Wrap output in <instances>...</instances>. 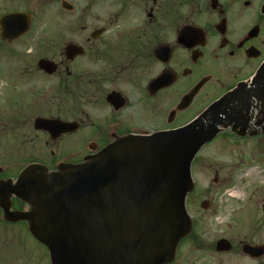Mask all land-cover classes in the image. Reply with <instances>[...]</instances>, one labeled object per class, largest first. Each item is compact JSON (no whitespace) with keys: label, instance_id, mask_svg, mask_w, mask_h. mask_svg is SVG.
<instances>
[{"label":"flooded vegetation","instance_id":"flooded-vegetation-1","mask_svg":"<svg viewBox=\"0 0 264 264\" xmlns=\"http://www.w3.org/2000/svg\"><path fill=\"white\" fill-rule=\"evenodd\" d=\"M122 18L127 26L118 28ZM70 44L84 50L74 60L65 58ZM43 60L57 64L53 75ZM263 70L264 0H0L8 97L0 131L10 132L0 136V162L15 164L4 179L16 180L27 165L54 172L113 144L178 129L234 92L220 109L234 113L231 126L206 148L247 149L264 176ZM156 80L158 91L150 88ZM37 120L63 125L41 129ZM234 190L196 187L191 234L164 264H264V187L237 190L250 192L238 199ZM13 210L27 209L14 198ZM1 215L5 227L28 230Z\"/></svg>","mask_w":264,"mask_h":264},{"label":"water","instance_id":"water-1","mask_svg":"<svg viewBox=\"0 0 264 264\" xmlns=\"http://www.w3.org/2000/svg\"><path fill=\"white\" fill-rule=\"evenodd\" d=\"M82 53L75 45L66 49L68 60ZM40 66L49 74L57 69L46 60ZM232 97L178 130L122 142L135 145L116 143L83 164L62 165L56 173L34 165L15 183L1 180L5 220L28 222L31 234L47 247L52 264L170 261L192 229L186 204L194 190L193 161L231 125L234 113L220 109ZM52 124L38 121L37 128L50 129ZM13 197L27 202L31 210L12 212Z\"/></svg>","mask_w":264,"mask_h":264},{"label":"rangeland","instance_id":"rangeland-1","mask_svg":"<svg viewBox=\"0 0 264 264\" xmlns=\"http://www.w3.org/2000/svg\"><path fill=\"white\" fill-rule=\"evenodd\" d=\"M126 18H122L115 24L118 28L127 26ZM51 28L58 27L56 20L51 19ZM50 81V88L54 85ZM8 99L5 84H0V103L2 106ZM10 135V132L0 131V136ZM220 146L219 144L205 148L200 152L193 167V176L202 190L212 185L213 187L234 188L229 191L235 199L248 197L250 192L237 191L252 187H264L262 167L251 164L247 149L235 147L233 144ZM240 156H246L244 160ZM4 161V160H2ZM10 162L9 160H7ZM15 164L0 162V167L13 169ZM218 174L219 183H215V175ZM13 172H7L4 177H13ZM227 203V202H222ZM48 250L39 244L26 229L8 228L0 225V264H51Z\"/></svg>","mask_w":264,"mask_h":264}]
</instances>
